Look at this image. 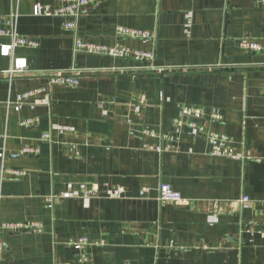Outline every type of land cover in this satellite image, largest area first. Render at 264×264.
<instances>
[{"label": "crops", "instance_id": "0c3cea01", "mask_svg": "<svg viewBox=\"0 0 264 264\" xmlns=\"http://www.w3.org/2000/svg\"><path fill=\"white\" fill-rule=\"evenodd\" d=\"M36 2L59 6L0 0L36 42L0 36V151L22 171L4 176L0 221L38 224L0 230V264H264V49L240 46L264 35L262 1L98 0L72 29L34 15ZM120 25L153 36L118 38ZM16 57L27 70L9 76ZM70 69L74 86L41 73ZM163 182L182 203L159 199Z\"/></svg>", "mask_w": 264, "mask_h": 264}, {"label": "built area", "instance_id": "2783aa9c", "mask_svg": "<svg viewBox=\"0 0 264 264\" xmlns=\"http://www.w3.org/2000/svg\"><path fill=\"white\" fill-rule=\"evenodd\" d=\"M59 6L51 8L48 5H43L39 2H36L33 5V14L34 15H43V16H60L68 18L64 22L65 29H72L76 26V20L79 17L80 13L84 9V7L90 6L98 2V0H58ZM264 4V0H261ZM16 19L17 13L9 14L8 16L0 15V36H9L12 39V44L15 45H30L35 46L36 42L28 37L19 35L16 31ZM2 23H5L8 27L4 28L1 26ZM152 33L147 29L133 28L127 26H117L116 28V37L118 38H129V39H147L152 38ZM240 46L248 51H260L264 49V35L259 39H243L240 41ZM76 47L80 51H84L87 53L93 54H107L115 57H121L126 54L133 52L138 57L150 58L151 53L143 50H131L129 47L124 45H104L98 42L85 41L81 39H77ZM27 64L26 59L23 57H16L13 60L12 67L5 71L9 76L13 74H22L26 72ZM78 69H70V70H48L41 71L43 75H49L50 81L52 83L62 84L66 86H74L78 83L79 72L76 71ZM159 70H162L159 68ZM36 94V90L27 91L25 93H21L16 98V104L20 106L22 103L32 99ZM185 111L189 113L198 114L199 109L188 106L184 108ZM28 121H23V123H27ZM48 137L47 134L43 135V139ZM217 151L220 150L219 146L216 147ZM222 149V148H221ZM37 151L36 148L33 147H23L22 152L25 154H32ZM224 153L227 152L225 149L222 150ZM5 155L4 148L0 151V199H1V185L6 174L10 175H19L22 173L20 169H11L5 166L4 164ZM70 187V185H69ZM81 189H84V185H80ZM159 191V199L161 201L173 202V203H182L183 198L180 193L174 190L170 184L168 183H160L158 186ZM84 196L87 195L85 192ZM57 197H65V193H60L56 196L48 197L49 201L55 200ZM242 200H247V197H243ZM38 224L35 222H24V223H14V222H1L0 221V230L5 232H16L21 229H36ZM79 245H87L88 241L86 238H80L78 240ZM3 245L0 241V256L2 254ZM84 257V261H85Z\"/></svg>", "mask_w": 264, "mask_h": 264}]
</instances>
